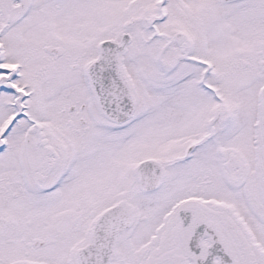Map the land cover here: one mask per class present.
Wrapping results in <instances>:
<instances>
[{"label":"snow or ice","instance_id":"snow-or-ice-1","mask_svg":"<svg viewBox=\"0 0 264 264\" xmlns=\"http://www.w3.org/2000/svg\"><path fill=\"white\" fill-rule=\"evenodd\" d=\"M0 264H264V0H0Z\"/></svg>","mask_w":264,"mask_h":264}]
</instances>
